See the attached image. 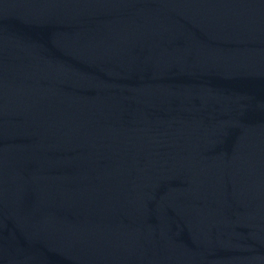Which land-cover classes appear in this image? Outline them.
<instances>
[{"label":"water","instance_id":"95a60500","mask_svg":"<svg viewBox=\"0 0 264 264\" xmlns=\"http://www.w3.org/2000/svg\"><path fill=\"white\" fill-rule=\"evenodd\" d=\"M0 264H264V0H0Z\"/></svg>","mask_w":264,"mask_h":264}]
</instances>
